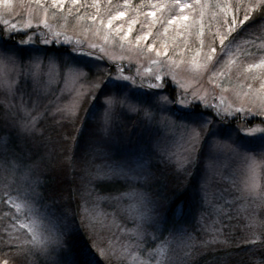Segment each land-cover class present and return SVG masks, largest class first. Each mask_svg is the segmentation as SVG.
<instances>
[{
	"label": "rangeland",
	"instance_id": "obj_1",
	"mask_svg": "<svg viewBox=\"0 0 264 264\" xmlns=\"http://www.w3.org/2000/svg\"><path fill=\"white\" fill-rule=\"evenodd\" d=\"M229 4L0 0V47L15 51L22 65L39 63L44 82L34 90L28 77L14 95L0 82V259L70 260L77 226L99 264H197L231 237L235 245L264 246V19L238 31L240 12L231 14ZM130 17L136 25L147 18L158 31L170 21L178 34L155 46L133 31ZM225 17L231 32L212 52L204 33ZM97 80L126 101L113 107L114 118L109 97L100 89L90 94ZM193 114L208 125L184 172L166 159L188 156L198 127ZM114 168L126 177L112 178ZM98 170L109 178L96 179ZM156 180L188 196L171 219L167 204L149 192ZM133 190L156 200L158 223L141 218Z\"/></svg>",
	"mask_w": 264,
	"mask_h": 264
},
{
	"label": "trees",
	"instance_id": "obj_2",
	"mask_svg": "<svg viewBox=\"0 0 264 264\" xmlns=\"http://www.w3.org/2000/svg\"><path fill=\"white\" fill-rule=\"evenodd\" d=\"M230 2L231 4H229L228 6L230 7V9H228V11L231 14L234 13L235 15L236 13L240 12L239 14H237L238 17L236 16L237 17L236 29L238 31L239 29H242L243 32H247L249 30L248 29L249 27L258 28L260 26L259 22L263 21L264 19V7H262L259 4L257 5L255 2H250L247 0H230ZM236 7L239 8L238 12ZM245 14H247L248 16L249 23L244 26V24H242L241 22ZM128 19L131 20L132 25H130V27H132L133 31L135 32L138 31V34L141 33V34H145V36L147 37L150 36L154 38L152 43L155 44V46L164 45L163 43H167V42H163L165 40L172 41V39L176 37V35L178 34V32L175 31V29L173 30L171 28V24L169 23L170 21L168 23H165L162 26V28H160L161 31L160 30L158 31L159 28L154 27V25L151 24V21H148L147 18H144L143 20L140 19V24L137 25H136L137 21H135L134 18L130 17ZM127 23L124 24V26H127ZM214 24L215 23H213L212 25H207V32L204 33V37H203L204 41H207L210 44L208 50L210 49L212 50L213 48L215 50H218L217 48L221 47V37L225 36L227 30L230 28V26H232V24L230 25V23L226 21V17L218 19V21L216 22L215 29H214ZM138 25H141L142 28L138 29ZM166 28L167 31H165ZM168 28H170V30ZM208 28L209 29L212 28L213 34H211L210 32L208 33ZM156 35H158L157 38ZM191 44L192 46L198 45V40L194 38ZM165 180H168V178H165ZM159 183L160 186L158 185ZM155 187H156V192H154ZM118 188L121 190L123 186L120 185ZM148 188L150 193L152 194L154 193L153 194L154 196L159 198V200L164 202V204H167L165 215L166 217L169 216L170 217L169 219H171V216L173 215L172 213L175 212L177 207H179L182 210V208L186 206L188 200L187 199L188 196L186 195V193H182V194L179 193V196H177L178 193L173 192L171 188H168L167 190V187L161 183V180H158V182L156 180V182L151 187ZM76 228H77L75 230L76 236L70 237V242L73 244L72 253L76 252L81 248H84L85 246L89 247V241H90L88 237H84L85 234H83V232H85V230H80L78 226ZM235 241H236V237H231L225 248L217 249L215 247L213 249V252L212 249H210L202 258L199 259L200 261L197 264H216L217 262L219 263L222 260H226L227 264H264V246L258 244L255 246L244 245V244L235 245ZM253 248L259 250L256 251L253 250ZM0 264H17V263H15V261L13 260L10 259L6 260L2 258L0 259Z\"/></svg>",
	"mask_w": 264,
	"mask_h": 264
},
{
	"label": "snow or ice",
	"instance_id": "obj_3",
	"mask_svg": "<svg viewBox=\"0 0 264 264\" xmlns=\"http://www.w3.org/2000/svg\"><path fill=\"white\" fill-rule=\"evenodd\" d=\"M54 3H63L64 0H53ZM78 2V0H76ZM261 6L264 7V0H262ZM121 16L124 15V13L120 14ZM151 15L155 16L156 13L153 12ZM119 18V17H118ZM188 17L185 16L184 19H187ZM244 19L247 20L248 16L245 14ZM174 22V21H173ZM235 23V21H233ZM109 27H111V22H109ZM131 32V29H129V33ZM229 32H231V28L229 29ZM227 38V34L223 37H221V45L223 46L224 39ZM26 42V41H22ZM212 52H215V49H212ZM159 55V53H158ZM40 64L36 63L35 65H22L20 63V58L18 54L11 50L6 49L3 47H0V82L7 81V92H12L13 95L16 92H19L21 87L28 83V77H31V82L33 84L34 90L36 88H39L44 82L39 78V72ZM71 70V69H70ZM17 73L19 74V79H17ZM51 76V74L49 73ZM47 83H51V78ZM46 86V85H45ZM89 87L91 89L90 94L94 93L96 89H100V91L106 96L109 97L108 99V105H107V111L112 114V117L114 118V113H112V109L114 106H119L120 108H124L126 101L121 99L115 91L105 92V89H108V83L102 80H97L95 82H89ZM9 103H12V101H9ZM3 105L0 104V108H2ZM56 111L63 115V110L57 108ZM137 114H139L137 112ZM192 124L198 127L193 128V139L190 141V149L186 150L188 151V156L183 161H173L171 157H168L166 159V162L170 165H173L180 171L187 172V168L184 167V164L189 163L191 161V152L195 150V141H198L201 137L202 130L207 127L208 121L206 119H202L199 114H193L192 117ZM21 129L30 132V134L35 135V129L29 128L24 125H20ZM262 134H264V129L260 130ZM252 129H246L245 135H251ZM211 135V133H210ZM211 147H216V145H211ZM112 172V178L125 176L126 173L123 171L122 168H114L111 170ZM150 175V174H149ZM96 179H108L109 175L107 173H102L101 170H98L96 175ZM131 199H134L143 209L141 213V218L145 222L151 221L153 224L158 223L157 220L153 219V214L155 213L156 209L158 208V204L156 200L152 198V195L147 191H140V190H133L131 193L128 194ZM49 243L53 246H60L61 241L58 237H52L49 241ZM53 250L55 248L53 247ZM46 253H48V249H43ZM103 254V253H101ZM53 264H99V261L96 259V253L93 252L89 247L85 246L84 248H81L77 250L76 252L71 254V259H62V260H56L53 261Z\"/></svg>",
	"mask_w": 264,
	"mask_h": 264
}]
</instances>
